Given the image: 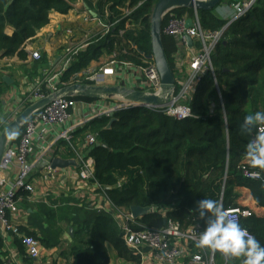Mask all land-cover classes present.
Here are the masks:
<instances>
[{"label":"trees","instance_id":"1","mask_svg":"<svg viewBox=\"0 0 264 264\" xmlns=\"http://www.w3.org/2000/svg\"><path fill=\"white\" fill-rule=\"evenodd\" d=\"M77 1L0 0V58L17 57L27 62L26 45L50 25L54 13L67 15ZM157 1L83 0L91 9L95 6L101 13L107 10L108 19L119 22L109 36L77 56L61 82H70L73 76L113 52L118 59L135 65H141V54L152 56L151 20ZM128 7L134 10L130 17L134 25L131 30H126L128 18H122V10ZM215 10L198 12L202 28L211 33L221 31L228 24ZM172 14L179 18L194 16L193 11L180 8ZM165 25L166 19L162 29ZM121 31L125 32L120 38ZM163 44L174 73L173 54L177 45L174 39L165 36ZM211 62L218 85L211 73L201 80L191 104L193 117L179 122L147 109H131L118 111L113 117L94 119L74 133V145L83 142L90 133L96 136L98 144L107 146L95 145L87 151L95 161V178L100 187L97 193L104 191L109 201L121 210L141 207L155 211L138 219V230L162 229L166 220L179 222L185 229L195 224L204 228L203 222L189 210L204 198L217 201L225 210L238 208L239 189L249 190L257 207L264 209V170L249 167L259 172L261 178L244 177L240 167L252 137L239 131L246 115L264 111V0H258L248 13L227 28L211 55ZM48 66V54L43 51L40 60L24 63L21 69L35 82L36 78H42V71ZM9 90L10 86L0 76V101ZM76 100L96 101L80 97ZM25 105L30 104L27 101ZM112 119L115 121L108 128ZM6 127L3 125L0 131ZM22 134L23 128L12 142L18 143ZM54 157L71 159L74 153L65 141H60ZM17 197L23 206L32 209L28 228L22 227L21 233L39 240L47 251L56 250L58 257L68 264H110L108 247L114 249L119 260L141 264L126 247L123 233L111 215L64 201L61 205H31L30 193L24 190ZM163 210L165 216L158 213ZM240 225L264 246V216L243 219ZM69 228L73 229V235L64 241ZM13 244L26 257L19 239L14 237ZM5 249L0 235V264H9ZM57 263L53 258V264ZM215 263L241 264V261L216 252Z\"/></svg>","mask_w":264,"mask_h":264},{"label":"built area","instance_id":"2","mask_svg":"<svg viewBox=\"0 0 264 264\" xmlns=\"http://www.w3.org/2000/svg\"><path fill=\"white\" fill-rule=\"evenodd\" d=\"M257 1L239 0L233 3L234 16L227 25H231L243 17L255 6ZM142 4L143 2L139 3L138 7ZM85 6L87 5L83 0H78L74 9L63 16L64 21L57 25L55 33L62 40L60 42L61 55L58 59L49 58V66L42 71V78L35 82L32 94L21 99V105L22 103L25 105L28 101L30 104L28 107H30L55 95L62 89L74 85L125 88L164 99L156 64L143 54H141V65L120 60L117 53L114 52L111 55H104L98 63H92L86 70L73 76L70 82H61V78L77 56L90 45L109 36L119 22V20L114 22L109 20L107 10L101 13L96 7L89 8L95 14L92 15L89 10L85 9ZM174 10L165 14L163 23L166 19V25L162 29L163 36L174 39L177 45L173 54V74L176 87L165 104L152 106L131 102L121 96L102 97L99 100L104 102L98 103L96 100L88 103L76 100L75 96H59L50 104L35 111L27 119L22 126L23 134L18 143L12 142L13 139L9 142L0 166V235L5 244L9 239L13 242L14 237L19 239L25 256L30 261L29 264H53L54 256L42 247L39 240L21 233L22 208L21 199L17 197V193L20 190L34 192L31 179L40 168L55 175L61 171L51 169L52 159L60 158L54 157L58 142L65 141L74 153V157L70 160L76 161L78 165V182L89 183L97 191L100 187L95 178V161L87 153L91 147L98 144L97 138L88 133L83 142L74 145V133L77 130L94 119L110 117L112 113L131 109H147L182 122L193 117L191 104L201 80L211 73L214 83L218 85L212 67L211 55L222 40L227 25L221 31L208 32L202 28L198 12L193 11L194 16L191 17L193 27L189 28L187 21L190 17L179 18L172 14ZM122 12V18H128L126 30H131L134 25L130 17L134 10L128 7ZM124 32H120V38L123 37ZM188 38L192 40V46L188 45ZM132 49L137 51L136 46H133ZM27 52L29 60L41 59L39 51L28 48ZM1 60L2 58H0ZM219 98L223 105L224 100L220 91ZM81 111L82 113L78 117H84L76 123H72L74 116ZM1 133L0 131V135ZM59 151L61 152V149ZM240 169L247 179L259 180L261 178L259 172V175H254L257 172L249 168L247 161L242 163ZM10 172L15 173L13 182H10L7 175ZM226 180L227 176H225L224 182ZM99 194L107 205V208L102 209L101 212L114 218L123 233L126 247L140 259L141 264H216V252L196 247L199 234L203 231L200 224L185 229L179 222L166 220L165 227L162 229L138 230L140 223L138 219L134 218L131 211L115 207L104 191ZM91 206L93 207V205ZM226 211L230 219H235L239 223L243 219L253 216L249 209L240 207ZM158 213L165 216L166 211ZM7 260L9 264H23L16 262L13 257Z\"/></svg>","mask_w":264,"mask_h":264},{"label":"crops","instance_id":"3","mask_svg":"<svg viewBox=\"0 0 264 264\" xmlns=\"http://www.w3.org/2000/svg\"><path fill=\"white\" fill-rule=\"evenodd\" d=\"M237 1L239 0L225 1L224 4L222 3L220 5L219 12L217 11L216 15L228 22L231 21L234 16L232 4L236 3ZM93 8H95V6ZM51 19L50 25L44 28L33 41L26 45V52L28 48H31L32 50L39 51L40 53H43V51L46 52L48 54V58L50 59H58L60 57V42L62 40L55 32L56 27H58L57 25L64 21V17L54 13L51 16ZM9 34H11V31H9ZM30 62L31 60H28L27 62H21L17 57L4 58L0 61V76L9 77L13 81L12 85L10 86V90L0 101V128L5 124L8 125L10 115H13L14 113L18 114V109L21 107V99L23 97H20V95L24 91V88L22 87V84H24V79L22 77L18 78V76L14 77L13 73L18 72L19 68H21L24 63L27 64ZM20 79L22 84L21 87L18 88L16 84L18 81H20ZM96 102L100 103L99 99ZM100 106H102V104H100ZM81 113L82 111L74 116L75 118L72 120V123H76L80 118L84 117H78ZM7 175L10 179V182L15 180L14 172L7 173ZM78 180L77 168L61 170L56 175L47 172L43 168H40L31 179L34 192L30 193V197L28 198L29 202L31 205H50V203L62 204V201H64L75 203V205H71L76 207H82L85 205L89 211L98 212H101L103 211L102 209L107 208V205L101 199V194L97 193L96 188L93 185L84 182L79 183ZM238 194L240 196L238 205L246 206L248 209L256 212L259 217L264 216V209L257 207V204L255 203L249 190L239 189ZM91 205H93V207ZM21 208L22 227L28 228L29 215L32 213V209L26 208L22 205V203ZM70 229L72 228H69L64 234V241H69V236L71 235ZM5 250L8 252L7 259H12L13 257V259L18 263L28 264V262H25V260L28 259L19 253L11 239L6 241ZM108 251L110 255V264H133L119 260L117 258L116 252L113 254L111 253L110 247H108ZM49 252L52 253L54 259L58 261L57 264H68L65 259L58 257L56 250ZM113 258L115 260H112Z\"/></svg>","mask_w":264,"mask_h":264},{"label":"water","instance_id":"4","mask_svg":"<svg viewBox=\"0 0 264 264\" xmlns=\"http://www.w3.org/2000/svg\"><path fill=\"white\" fill-rule=\"evenodd\" d=\"M223 0H158L154 6L152 20H151V41H152V56L149 57L150 60H153L156 64L158 73L160 75L162 83V91L164 99L158 98L156 96H147L143 93H140L135 90H128L125 88L117 87H88L82 85H74L62 89L55 95H52L44 100H41L34 105L28 107L24 110L14 121H12L1 133L0 135V166L7 150L9 142L20 132L23 124L27 119L37 110L45 107L50 104L55 98L59 96L66 97H80V98H91L98 100L102 97L113 98L115 96H121L123 99L137 102L152 106H161L165 104L173 91L175 90V78L173 71L170 68L166 52L163 44V20L167 12L173 9H185L191 11H213L222 4ZM86 10H89L88 6H85ZM90 11V10H89ZM92 15H95L94 12L90 11ZM187 26L189 28L193 27L192 19H188ZM230 25L226 26V29ZM225 29V30H226ZM188 45L192 46V40L188 38ZM3 81L8 85H12V80L9 77H3ZM114 113L110 114V117H113ZM115 119H112L109 127L111 128ZM97 147L107 148L106 145L97 144ZM69 168H78L76 161L66 160L62 158H54L51 161L52 170H66ZM108 190V189H106ZM154 210L133 207L131 213L136 219H141L147 216L150 213H153ZM155 212V211H154ZM70 234L73 235V229H70Z\"/></svg>","mask_w":264,"mask_h":264},{"label":"clouds","instance_id":"5","mask_svg":"<svg viewBox=\"0 0 264 264\" xmlns=\"http://www.w3.org/2000/svg\"><path fill=\"white\" fill-rule=\"evenodd\" d=\"M239 131L252 137L245 152L249 167L264 170V111L246 115ZM189 211L204 224L196 242L197 248H207L240 260L241 264H264V246L237 220L230 219L228 212L217 201L201 199Z\"/></svg>","mask_w":264,"mask_h":264},{"label":"rangeland","instance_id":"6","mask_svg":"<svg viewBox=\"0 0 264 264\" xmlns=\"http://www.w3.org/2000/svg\"><path fill=\"white\" fill-rule=\"evenodd\" d=\"M219 8H220V6L218 7V8H216V10H215V13H217V11L219 12ZM92 65V64H91ZM90 65V66H91ZM13 75H14V77H17L18 76V78H23L24 79V84H22L21 83V79H20V81H18L17 82V84H16V86L18 87V88H20L21 87V84H22V87L24 88V91L22 92V94L20 95V97H24V96H26V95H28V96H30L31 94H32V92H33V88H34V84H35V82L39 79V77L38 78H36L35 79V82H31L30 81V77H28L26 74H25V70H24V68L23 69H21V68H19V70H18V72H14L13 73ZM99 101H101V102H104V101H102V100H99ZM28 108V106H26V105H24L23 103H22V105H21V107L18 109V114H16V113H14L13 115H10V117H9V124L12 122V121H14L24 110H26ZM11 120V121H10ZM8 124V125H9ZM7 125V126H8ZM2 132V131H1ZM239 199H240V196H239ZM239 207L240 208H242V209H248L246 206H240L239 205ZM250 210V209H249ZM252 213H253V216L255 215V216H258V214L256 213V212H254V211H252V210H250ZM110 251H111V253L113 254V253H115V251L113 250V248H111L110 247ZM112 260H115L114 258L112 259Z\"/></svg>","mask_w":264,"mask_h":264}]
</instances>
